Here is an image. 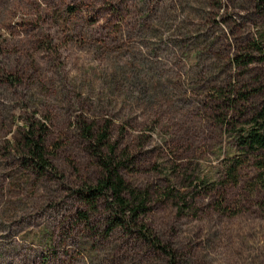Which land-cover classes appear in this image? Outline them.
<instances>
[{"label":"rangeland","instance_id":"374dc122","mask_svg":"<svg viewBox=\"0 0 264 264\" xmlns=\"http://www.w3.org/2000/svg\"><path fill=\"white\" fill-rule=\"evenodd\" d=\"M263 103L264 0H0V264H264ZM111 151L142 227L84 202Z\"/></svg>","mask_w":264,"mask_h":264},{"label":"trees","instance_id":"16d2710c","mask_svg":"<svg viewBox=\"0 0 264 264\" xmlns=\"http://www.w3.org/2000/svg\"><path fill=\"white\" fill-rule=\"evenodd\" d=\"M259 127L253 128L244 137V145L251 151L264 149V103L256 117ZM86 130H90L88 127ZM108 131L102 130L98 135L99 143L108 139ZM28 148L39 168H46L49 166L48 160L45 158V148L42 145V139L29 140ZM113 149V148H112ZM115 152L111 151L107 156L101 158L102 177L97 181L93 187H88L83 193V199L89 209L97 208L99 202L103 199L107 202L109 211L111 212L110 230L121 226L128 228L133 223L135 227H142L140 225V216L145 214L148 207L146 205V192L132 188L123 177L121 170L124 167L123 163L116 161L114 158ZM236 165L232 166L229 171V178L232 182H237ZM264 178V176H263ZM139 231H142L139 228ZM149 240L156 244V240L149 237ZM160 246V245H159ZM166 252L167 247H162Z\"/></svg>","mask_w":264,"mask_h":264}]
</instances>
